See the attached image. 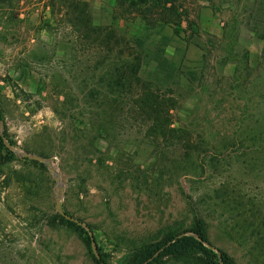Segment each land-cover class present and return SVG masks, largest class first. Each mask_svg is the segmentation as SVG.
Here are the masks:
<instances>
[{
  "label": "rangeland",
  "instance_id": "374dc122",
  "mask_svg": "<svg viewBox=\"0 0 264 264\" xmlns=\"http://www.w3.org/2000/svg\"><path fill=\"white\" fill-rule=\"evenodd\" d=\"M253 1L178 0L179 22L151 31L154 39L166 34L167 53L198 70L174 111L202 130L190 151L154 141L146 121L112 101L102 64L75 52L73 37L37 0L0 4V264H95L93 254L122 264L129 250L188 228L195 215L213 250L235 264H264V130L255 115L264 42L231 30ZM111 2L92 1L94 23L111 21ZM119 24L143 28L139 17ZM213 43L233 46L202 58V45ZM242 48L248 64L238 58ZM257 60L260 80L247 89L243 76ZM208 141L213 159L201 172ZM58 199L91 233L90 246L58 216Z\"/></svg>",
  "mask_w": 264,
  "mask_h": 264
},
{
  "label": "trees",
  "instance_id": "16d2710c",
  "mask_svg": "<svg viewBox=\"0 0 264 264\" xmlns=\"http://www.w3.org/2000/svg\"><path fill=\"white\" fill-rule=\"evenodd\" d=\"M12 1L18 2L21 7L32 0H0V4ZM37 1L54 17L56 28L68 31L70 37H73L71 46L75 52L102 64L100 78L105 81L106 92L112 91L115 94L111 100L122 108H130L136 117L146 121L147 133L154 141L170 138V141L179 144L185 151L197 149L198 143L193 135L202 130L179 118L175 120L174 111L176 103L184 99L186 89L193 86L198 70L177 62L173 54L167 53L169 44L162 31L158 39L150 38L155 26L162 29L168 22H179L178 0H111L109 23H94L93 0ZM247 10L242 21L231 30L240 33L247 29L264 42V0L250 2ZM136 17L143 21L141 32L131 31L127 25L119 24L121 20L130 22ZM214 43L210 47L202 45V58L216 48L228 54L233 46ZM247 53L245 48L237 51L238 58L245 64L249 62ZM258 57L264 59V43ZM260 62L257 60L252 66H247L242 79L244 81L247 77L243 82L247 89L254 88L260 80L257 74ZM182 65L185 70L181 69ZM199 72L203 74L202 67ZM240 76L239 72L233 79L238 80ZM255 115L264 130V99L262 108ZM213 147L208 141V145L203 148L205 154L200 156L199 162L201 172L206 167L205 158L210 156V162L213 159ZM261 147L264 149V140ZM200 175L196 173L193 181L198 180ZM58 216L67 225L81 230L86 244L90 246L89 234L77 222L61 214ZM92 259L95 264H107L101 254H93ZM122 264H235V261L225 250H213L204 220L195 215L188 228L176 232L165 231L157 238L129 250Z\"/></svg>",
  "mask_w": 264,
  "mask_h": 264
},
{
  "label": "water",
  "instance_id": "95a60500",
  "mask_svg": "<svg viewBox=\"0 0 264 264\" xmlns=\"http://www.w3.org/2000/svg\"><path fill=\"white\" fill-rule=\"evenodd\" d=\"M56 207H57V212H58L59 214H61L62 216H64L65 218L70 219V220H74L75 222H78V223H80L81 225L85 226L84 224H82V223L79 222L77 219L73 218L72 216H70L68 213L64 212V211L60 208V201H59V199H58L57 202H56ZM89 234H90V239H91V241H93V237H92V235H91L90 232H89Z\"/></svg>",
  "mask_w": 264,
  "mask_h": 264
}]
</instances>
